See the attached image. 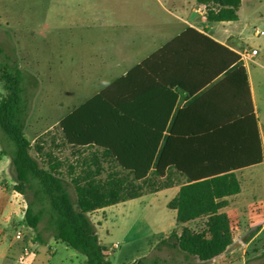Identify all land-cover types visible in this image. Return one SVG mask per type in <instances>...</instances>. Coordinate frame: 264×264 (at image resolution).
<instances>
[{
  "label": "crops",
  "instance_id": "crops-1",
  "mask_svg": "<svg viewBox=\"0 0 264 264\" xmlns=\"http://www.w3.org/2000/svg\"><path fill=\"white\" fill-rule=\"evenodd\" d=\"M202 5L197 0H115L103 11L91 7L92 17L57 52V75L68 77L67 89L59 84L57 114L44 124L57 133L55 145L44 144V167L53 168L68 184L87 179L138 185L123 168L145 167L151 155L154 191L119 203L148 194L164 198L172 221L156 239L176 227V210L168 204L189 181L176 166L197 177L210 167H235L230 173L240 190L221 199L226 206L220 212L249 225L232 234L228 249L247 247L264 234V224L257 226L264 213L257 68L264 70V58L240 57L255 49L229 29L239 21L240 7L235 22H208ZM214 149L221 151L222 160L207 167ZM160 159L163 176L155 174ZM9 164L8 157L4 167ZM255 189L260 192L251 199L261 200V208L241 202L245 190ZM11 198L2 211L16 207ZM110 206L88 217L92 221Z\"/></svg>",
  "mask_w": 264,
  "mask_h": 264
},
{
  "label": "rangeland",
  "instance_id": "rangeland-1",
  "mask_svg": "<svg viewBox=\"0 0 264 264\" xmlns=\"http://www.w3.org/2000/svg\"><path fill=\"white\" fill-rule=\"evenodd\" d=\"M111 1L115 0H0V47L14 56L23 72L27 108L20 116V123L23 134L30 142L31 156L43 168L44 144L57 143L55 127L44 124L57 114L59 84L63 87L60 88L62 91L67 89H64V84L68 77L63 74L65 77L60 80L57 75V52L62 51L66 43L72 42L80 31L81 22H87L92 17V6L103 11L106 3ZM238 15L239 21L231 23L229 29L240 33L245 46L258 49L259 57L264 58V35H254L255 29L264 32V0H242ZM257 72L260 79L257 109L264 129V70L257 68ZM3 95L5 91L0 82V97ZM9 150L10 147L0 142V158H8L2 151ZM7 158L0 159V219H8L5 224L0 222V264H86L83 255L53 239L45 230V221L39 224L41 241L25 225L24 211L28 200H31V193L26 192L23 196L14 191L11 166L4 167ZM1 171L4 173L1 174ZM151 183L152 180L148 182L147 189L153 186ZM243 187L247 185L244 183ZM70 192L73 197L71 189ZM259 192L258 189L251 192L245 190L241 202L247 206L256 202L261 208V200L251 199L258 196ZM12 196L16 207L2 211L5 201L11 200ZM171 221L172 212L165 207V199L148 194L140 199L107 207L94 215L91 222L105 259L110 264L132 263L147 256L158 257L168 264H201L196 258H187L165 246L156 250L162 240L156 238L161 235L163 228L169 227ZM236 221L231 217L232 234L239 227L248 225ZM263 224L264 213L257 226ZM182 227L200 233L205 230V219L185 225L176 224L174 229L180 233ZM18 231L22 234L19 241L15 239ZM114 245L118 247L114 248ZM25 247L28 248L27 254L23 251ZM207 264H264V234L247 247L231 246L226 253L214 257Z\"/></svg>",
  "mask_w": 264,
  "mask_h": 264
},
{
  "label": "trees",
  "instance_id": "trees-1",
  "mask_svg": "<svg viewBox=\"0 0 264 264\" xmlns=\"http://www.w3.org/2000/svg\"><path fill=\"white\" fill-rule=\"evenodd\" d=\"M207 7L208 22H235L241 0H197ZM13 55V54H12ZM0 82L5 95L0 97V142L9 151H2L10 158L14 178V191L25 196L31 193L24 211V223L32 229L41 241L39 224L45 221V230L55 241L83 255L86 264H110L103 254L94 225L88 214L106 206L132 199L142 194L152 193L146 186L152 180V156L145 167H126L123 170L133 175L138 185L132 183H99L75 181L68 184L57 175L53 168H43L30 154V142L23 134L20 116L27 108L26 88L23 72L14 56L0 47ZM163 155V152H162ZM161 155V157H162ZM222 160L221 151H210L208 164ZM121 161V160H119ZM158 162L155 174L163 176L164 168ZM261 162V156L257 163ZM178 172L189 181L182 185L168 208L176 210V224L185 225L197 219H205V230L195 233L182 227L180 233L173 229L168 236L159 241L156 250L165 246L177 250L187 258H196L201 264L224 253L232 244L230 219L220 212L226 206L225 196L239 192V183L231 170L235 167H213L200 176L188 169L176 166ZM153 182V180H152ZM157 185L155 188L162 187ZM70 189L75 198L71 197ZM127 264H168L158 257H143Z\"/></svg>",
  "mask_w": 264,
  "mask_h": 264
},
{
  "label": "built area",
  "instance_id": "built-area-1",
  "mask_svg": "<svg viewBox=\"0 0 264 264\" xmlns=\"http://www.w3.org/2000/svg\"><path fill=\"white\" fill-rule=\"evenodd\" d=\"M206 10H207V7L206 5H202V11L201 13L205 14L206 13ZM256 36H262L264 35V32L263 31H259V30H255V33H254ZM259 54V51L258 49H252V50H249V51H242V53L240 54V57L241 59H243L244 61H252L257 55ZM15 239L17 241L21 240L22 239V234L21 232H17L16 235H15ZM118 245H114V248H117ZM24 251V254H27L28 253V248H24L23 249Z\"/></svg>",
  "mask_w": 264,
  "mask_h": 264
}]
</instances>
